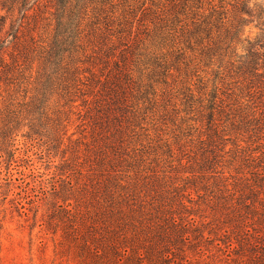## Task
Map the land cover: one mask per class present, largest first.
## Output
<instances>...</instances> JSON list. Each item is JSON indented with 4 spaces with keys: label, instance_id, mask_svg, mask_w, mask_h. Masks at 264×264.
Instances as JSON below:
<instances>
[{
    "label": "trees",
    "instance_id": "16d2710c",
    "mask_svg": "<svg viewBox=\"0 0 264 264\" xmlns=\"http://www.w3.org/2000/svg\"><path fill=\"white\" fill-rule=\"evenodd\" d=\"M146 5L130 0H0L5 11H0V146L15 145L22 129L25 137L51 149L65 145L71 154L67 166L81 179L69 181L72 197L65 201L74 198L75 203L59 204L61 243L75 247L86 264H184L186 247L197 246L195 235L203 236L192 213L179 211L196 201L194 192L202 197L210 190L205 202L221 203L223 209L234 206V199L239 204L245 200V206L250 205L247 199L264 201V172L246 191L230 187L223 171L216 170L226 146L216 116L230 113L216 89L204 109H198L208 118L210 135L200 139L188 160L191 175L185 184L158 175L151 151L140 146L142 108L135 106L137 81L130 62L133 46L145 32L142 26L150 22L151 6ZM164 6L169 14L161 17V37L178 45L155 58L159 75L168 76L186 47L195 49L209 40L202 50L206 59L218 57V67L227 75L244 77L248 102L230 103V109L237 104L244 127L264 123V110L258 114L259 107L250 104L258 93L264 96V5L167 0ZM252 22L259 33L244 37ZM178 91L185 110L203 101L191 85ZM79 105H87V111L82 134L75 138L70 116L81 113ZM223 209L218 211L226 213ZM234 209L227 214L241 215L238 206Z\"/></svg>",
    "mask_w": 264,
    "mask_h": 264
},
{
    "label": "rangeland",
    "instance_id": "374dc122",
    "mask_svg": "<svg viewBox=\"0 0 264 264\" xmlns=\"http://www.w3.org/2000/svg\"><path fill=\"white\" fill-rule=\"evenodd\" d=\"M130 1L137 5L146 1V6H151L150 22L147 28V25L142 26L145 31L140 35L142 40L133 46L135 53L130 67L137 81L133 95L135 106L142 108L144 128L139 130V143L142 142L140 146L144 150L151 151L158 175L171 177L176 183H186L188 179L185 178L191 175L188 160L198 151L200 139L210 135L208 118L198 109H204L206 99L216 89L230 112L216 116L220 118L216 121H221L222 135L226 137L225 150L216 170L223 171L224 180L230 187L236 185L237 189H242L256 183L259 180L257 174L264 172V123L255 128L244 127L239 110H235L237 104L230 109V103L248 102L249 97L241 84L244 77L227 75L222 67H218V57L206 59L202 50L209 40L203 44L196 42L195 49L186 47L185 56L179 63L171 65L168 76L161 77L155 58L163 52H171L178 45L176 42L172 46L171 41L164 42L161 37V17L169 14L164 6L167 0ZM234 2L225 0L226 4ZM250 4L264 5V0H250ZM189 16L191 19L192 14ZM245 29L244 37H255L260 31L256 22ZM241 46L239 43L238 48ZM168 59L172 62L175 57ZM183 85H191L196 97L203 101H196L192 108L185 110L183 94L178 91ZM146 89L149 94L145 98ZM250 104L256 109L259 107L260 114L264 110V96L258 93ZM77 110L81 113L73 112L70 116V133L77 131L75 138L82 134L87 105H79ZM24 131L21 130L15 145L0 146V264H86L75 247L61 243L64 229L60 216L63 213L59 212V204L75 203L74 198L67 201L65 198L72 197L69 181L76 183L81 174L67 166L66 159L71 154L66 153L64 144L51 149L43 141L28 139L22 134ZM67 174L71 175L68 177ZM245 190L250 191L249 187ZM203 193L199 197L194 192L198 204L196 201L193 204L187 202L188 209H179L186 214L192 213L191 217L196 219L199 233L203 235L193 237L194 241L199 240L197 246L186 247L184 264H264V201L247 199L250 205L245 206V200L239 204L234 199L231 200L234 206L223 209L221 203L205 202L211 195L210 190ZM235 206L241 210V215L227 214L234 211ZM221 209L226 213L218 211Z\"/></svg>",
    "mask_w": 264,
    "mask_h": 264
}]
</instances>
